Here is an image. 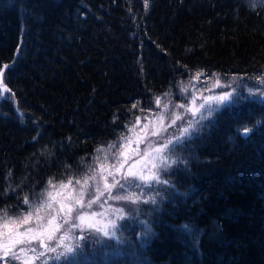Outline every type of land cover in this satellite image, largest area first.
<instances>
[{"label":"trees","instance_id":"trees-1","mask_svg":"<svg viewBox=\"0 0 264 264\" xmlns=\"http://www.w3.org/2000/svg\"><path fill=\"white\" fill-rule=\"evenodd\" d=\"M4 67L0 215H13L179 86L182 103L203 75L263 73L264 0H0ZM249 96L178 147L169 187L131 216L146 224L120 229L125 246L88 243L64 264H264V100Z\"/></svg>","mask_w":264,"mask_h":264},{"label":"rangeland","instance_id":"rangeland-1","mask_svg":"<svg viewBox=\"0 0 264 264\" xmlns=\"http://www.w3.org/2000/svg\"><path fill=\"white\" fill-rule=\"evenodd\" d=\"M4 70H0V100L10 98ZM214 77L203 75L196 80L182 103L177 102L180 86L175 99L168 95L158 99L147 116L136 119L119 139L97 152L80 174L48 181L40 196L19 213L1 214L0 264H64L78 260L88 243L100 241L106 251L125 246L126 236L120 229L136 221L141 227L146 224L131 216L152 209L160 197L157 193L169 187L170 174L180 167L178 147L222 106L238 100L239 94H259L264 99V72L248 78L246 86L240 77L213 84ZM195 89L201 101L191 99ZM66 247L72 251L56 259Z\"/></svg>","mask_w":264,"mask_h":264},{"label":"snow or ice","instance_id":"snow-or-ice-1","mask_svg":"<svg viewBox=\"0 0 264 264\" xmlns=\"http://www.w3.org/2000/svg\"><path fill=\"white\" fill-rule=\"evenodd\" d=\"M222 99H223V97H222ZM24 203H25V204H28V200H27V198H25ZM25 219H27V217H25ZM104 235L107 236V235H109V233H108V232H105ZM112 235L114 236L115 233L113 232ZM49 239H52V237L49 236ZM81 239H84V237H81ZM61 243H62V242H61ZM50 250H51V251H55V248H52V249H50ZM71 251H72V249H71L70 247H66V248H65V252H64V253H60V254L56 257V259H60V256H61V255H65V253H69V252H71Z\"/></svg>","mask_w":264,"mask_h":264},{"label":"water","instance_id":"water-1","mask_svg":"<svg viewBox=\"0 0 264 264\" xmlns=\"http://www.w3.org/2000/svg\"><path fill=\"white\" fill-rule=\"evenodd\" d=\"M192 111V113L194 114L195 113V111L194 110H191ZM42 248H45V245H42Z\"/></svg>","mask_w":264,"mask_h":264}]
</instances>
